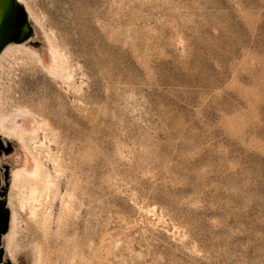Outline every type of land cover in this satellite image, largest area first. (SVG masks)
<instances>
[{"label": "rangeland", "instance_id": "374dc122", "mask_svg": "<svg viewBox=\"0 0 264 264\" xmlns=\"http://www.w3.org/2000/svg\"><path fill=\"white\" fill-rule=\"evenodd\" d=\"M20 1L0 264H264V0Z\"/></svg>", "mask_w": 264, "mask_h": 264}, {"label": "water", "instance_id": "95a60500", "mask_svg": "<svg viewBox=\"0 0 264 264\" xmlns=\"http://www.w3.org/2000/svg\"><path fill=\"white\" fill-rule=\"evenodd\" d=\"M35 31L36 27L30 21L20 0H0V54L10 45L28 40L34 36ZM13 149V145L0 137V154L2 151L9 153ZM7 177L8 171L6 172L7 186L2 195L7 193L9 185ZM5 203L6 199H0V239L1 233H5L8 228L9 209L5 207ZM3 250L4 248H0V261H2Z\"/></svg>", "mask_w": 264, "mask_h": 264}, {"label": "bare ground", "instance_id": "6f19581e", "mask_svg": "<svg viewBox=\"0 0 264 264\" xmlns=\"http://www.w3.org/2000/svg\"><path fill=\"white\" fill-rule=\"evenodd\" d=\"M37 35V31H35V34H34V36H36ZM34 36H32V37H30L28 40H26V41H24V42H21V43H14V44H12V45H10L9 47H7L1 54H0V60L6 55V54H8V53H10V52H12L13 51V49L14 48H20V46L19 45H24V44H26L28 41H31V40H33L34 39ZM18 120H14L13 121V119L11 120V123L13 124V123H15V122H17ZM8 122V121H7ZM6 122V123H7ZM11 124H5V126L6 127H4V128H7L8 126H10ZM29 172V171H28ZM1 195V194H0ZM2 200H5L3 197L1 198ZM6 207V206H5ZM7 208V207H6ZM8 220H9V217H8ZM6 233V232H5ZM5 233H1V239H0V241H1V244H0V248H4V240H5V238H7V237H9L8 236V234L7 235H5ZM10 238V237H9ZM8 242H10V241H8ZM8 257V256H7ZM6 254H4V250H3V253H2V261L4 262V261H6ZM1 262V261H0ZM2 262V263H3Z\"/></svg>", "mask_w": 264, "mask_h": 264}, {"label": "flooded vegetation", "instance_id": "af4514ba", "mask_svg": "<svg viewBox=\"0 0 264 264\" xmlns=\"http://www.w3.org/2000/svg\"><path fill=\"white\" fill-rule=\"evenodd\" d=\"M2 192H4V188H3V185L0 182V194H2ZM1 196H4V194L3 195H0V199H1Z\"/></svg>", "mask_w": 264, "mask_h": 264}]
</instances>
